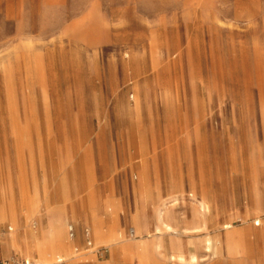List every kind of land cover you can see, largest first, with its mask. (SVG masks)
Segmentation results:
<instances>
[{
    "label": "rangeland",
    "instance_id": "374dc122",
    "mask_svg": "<svg viewBox=\"0 0 264 264\" xmlns=\"http://www.w3.org/2000/svg\"><path fill=\"white\" fill-rule=\"evenodd\" d=\"M1 193L0 260L264 264V0H0Z\"/></svg>",
    "mask_w": 264,
    "mask_h": 264
},
{
    "label": "bare ground",
    "instance_id": "6f19581e",
    "mask_svg": "<svg viewBox=\"0 0 264 264\" xmlns=\"http://www.w3.org/2000/svg\"><path fill=\"white\" fill-rule=\"evenodd\" d=\"M0 197H1L2 201H3V203L7 204L10 216L14 218V215L16 214V212H13L11 210L10 204H9L7 198L3 195V193H1ZM30 207L34 208V207H36V204L33 201H31ZM199 207H200V211L199 212H200L202 218H204L205 214H207V212H208L207 211L208 210V206L206 205V203L200 202L199 203ZM3 213H4V211L2 210V208H0V218L1 219L4 218L3 217ZM159 216L160 217H158V221H161L162 220L161 215H159ZM229 227L230 226H226L224 228H229ZM63 228H64L63 222L61 223L60 228H58V229L52 228V231L54 232V241H50L48 239V237H46L45 232H43L42 235L41 234H37V235L36 234L35 235L34 234H30V235H27L25 238L32 245V247L36 250V252L38 253L39 257L42 260L45 261V258L47 256H49V254H51V251H53L52 243H54V242L57 243V251H59L60 254H61V252L63 250H65L66 244L63 241L64 240ZM164 228H165V231H167V232H171L172 231V229L169 226H167V225H164ZM156 230L159 232L160 231L159 227H157ZM157 234H159V233H157ZM102 238H103V236H102ZM226 238H227L226 242H227V246L228 247H234L238 243L237 240L235 239V237L233 238V237H230V236H228V237L226 236ZM145 251H146V254H147V252H148L147 246L145 247ZM206 252L207 253H212L213 257H215L218 254L217 248H215L214 250L212 249V244L210 243V240L206 241ZM59 257H61V256L57 255V258H59ZM189 259H190L189 257L186 258L182 254H177V255L173 254L172 256H170L169 261L177 263V264H187V263L190 262ZM194 260L195 259H193V261Z\"/></svg>",
    "mask_w": 264,
    "mask_h": 264
},
{
    "label": "built area",
    "instance_id": "2783aa9c",
    "mask_svg": "<svg viewBox=\"0 0 264 264\" xmlns=\"http://www.w3.org/2000/svg\"><path fill=\"white\" fill-rule=\"evenodd\" d=\"M258 225L259 223L256 222L255 226H258ZM129 234L132 236L134 234V231L131 229L129 231ZM67 235H68V239L72 242L75 241L77 238V231L72 224L67 226ZM81 237L85 244L86 252L95 253L96 255H98L99 251L93 250V239H92L91 232L88 228L83 229ZM74 251L75 253H78V248H75ZM0 264H39V263L29 258L14 256L9 259L0 260Z\"/></svg>",
    "mask_w": 264,
    "mask_h": 264
},
{
    "label": "crops",
    "instance_id": "0c3cea01",
    "mask_svg": "<svg viewBox=\"0 0 264 264\" xmlns=\"http://www.w3.org/2000/svg\"><path fill=\"white\" fill-rule=\"evenodd\" d=\"M43 231H46V232H45V235H46V237H48V239H49L50 241H54V232L52 231V228L50 229V227H48V226L46 225V228L43 229L39 234L42 235V232H43ZM52 246H53V251H57V243H56V242L52 243ZM66 247H67V246H66ZM145 247H146V245H145L144 243H143V245H139V246H138V249H141L140 252H141V255H143V256L146 255ZM19 257H23V256H19ZM25 258H27V257H25ZM29 259H31V258H29ZM32 260H33V259H32ZM35 261H36V260H35Z\"/></svg>",
    "mask_w": 264,
    "mask_h": 264
}]
</instances>
